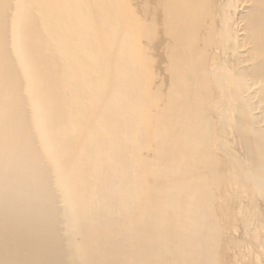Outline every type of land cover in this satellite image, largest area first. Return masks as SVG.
Returning <instances> with one entry per match:
<instances>
[{"label": "bare ground", "instance_id": "bare-ground-1", "mask_svg": "<svg viewBox=\"0 0 264 264\" xmlns=\"http://www.w3.org/2000/svg\"><path fill=\"white\" fill-rule=\"evenodd\" d=\"M245 191L264 222V0H0V264H263Z\"/></svg>", "mask_w": 264, "mask_h": 264}, {"label": "rangeland", "instance_id": "rangeland-1", "mask_svg": "<svg viewBox=\"0 0 264 264\" xmlns=\"http://www.w3.org/2000/svg\"><path fill=\"white\" fill-rule=\"evenodd\" d=\"M34 10L37 11V12H40L39 6H34ZM220 88H221V86H218L217 85V88L216 89H217V92H218V96L215 98V102L216 103H213V106L214 107L216 106L215 109H214V107H211L207 112L210 113V115L212 116V118L215 121L217 120V122H218V124H217V126H219L218 131H217L218 132V137L220 138V145L223 146V149H220L219 148L218 150H219V153L221 154V157H222V160L224 162V165H225L226 170L228 171V169H229L231 171H236V173L238 172L237 174H239V176H241V180L244 181L247 178V171L244 168L245 166H244L243 160L241 159V157H239V155H236L237 154V151L232 146V144L228 141V137H229L228 136V133H227V130L228 129L223 124L225 122L224 121V113L226 112L225 111L226 110V106H225L226 104L223 102V100H226L227 99L228 92L224 91L222 93V91H221L222 88L221 89ZM219 100H220V102H219ZM220 116H221V118H220ZM220 121H221V123H219ZM221 150H223V151H221ZM226 150L228 151V153H226ZM233 152L235 153V155L233 154ZM226 154H227V157H226ZM231 154L234 155L233 158H232V155ZM226 160H227V162H226ZM246 183L249 186V182L247 180H246ZM249 188H250V186H249ZM244 189H245V187H244ZM245 193L247 194L246 191H245ZM251 194H252L251 196H249L247 194L248 196L245 197V195L243 193V196L240 198L241 205H239L241 207L240 208V211H242V212L245 213V217L244 218H241L240 220L242 221V220L245 219L246 224H247V229L248 228L250 229V231L246 229L248 231V235H249L250 239H249L248 236L242 237L241 235H239L237 233V229L236 228H235V233H233V231L231 229L232 226H230V224L228 222L225 221L223 224H224V227H228L229 228V231L227 232V237H228L230 243L235 244V238H236V239L239 240V242L240 241L242 242L241 245H243V247L244 246L246 247L247 245H250L251 251L253 252V254L254 255H258V257L260 258V260L264 264V239H263V237H262L261 234L259 235V233H261L262 229L264 230V222L260 219V215H258V213H259V207H258V203H257L258 200L253 196L254 195L253 192H251ZM231 198H232V201H233L232 208L234 209L235 207H237L236 206V201H237L236 199H238V198H235L234 195H232ZM242 198H243V200H242ZM231 213H232V211H231ZM241 217H243V215ZM241 221L238 222L237 228L239 226L241 227ZM257 226H260V227H263V228H260V227H257ZM230 231H232V233ZM234 235H236V236L234 237ZM251 241L254 242V243H252ZM251 245H254V247H252ZM258 246H259V248H258ZM240 260H241V262L238 260V263L239 264H243L242 259H240Z\"/></svg>", "mask_w": 264, "mask_h": 264}]
</instances>
